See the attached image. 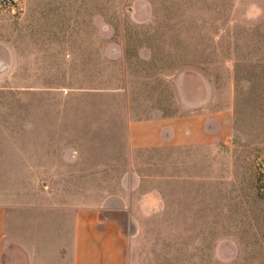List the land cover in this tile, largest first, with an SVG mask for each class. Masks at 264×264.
I'll return each instance as SVG.
<instances>
[{
    "label": "rangeland",
    "instance_id": "374dc122",
    "mask_svg": "<svg viewBox=\"0 0 264 264\" xmlns=\"http://www.w3.org/2000/svg\"><path fill=\"white\" fill-rule=\"evenodd\" d=\"M208 98L228 139L129 146ZM27 174L103 201L131 264H264V0H0V187Z\"/></svg>",
    "mask_w": 264,
    "mask_h": 264
},
{
    "label": "crops",
    "instance_id": "0c3cea01",
    "mask_svg": "<svg viewBox=\"0 0 264 264\" xmlns=\"http://www.w3.org/2000/svg\"><path fill=\"white\" fill-rule=\"evenodd\" d=\"M233 130L232 105L212 108L209 98L188 112L149 113L127 122L133 149L211 145ZM15 178L10 181L31 186L0 187V264H131L124 222L105 211L103 201L93 194L84 201L88 196L77 189L45 191L33 185L41 179L32 174Z\"/></svg>",
    "mask_w": 264,
    "mask_h": 264
}]
</instances>
